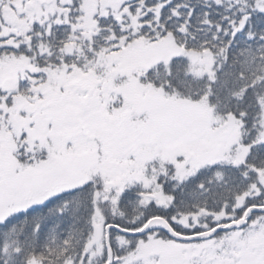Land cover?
Segmentation results:
<instances>
[{"label":"snow or ice","instance_id":"6c2138e0","mask_svg":"<svg viewBox=\"0 0 264 264\" xmlns=\"http://www.w3.org/2000/svg\"><path fill=\"white\" fill-rule=\"evenodd\" d=\"M0 264H264V0H0Z\"/></svg>","mask_w":264,"mask_h":264}]
</instances>
